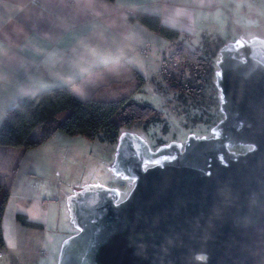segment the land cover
Listing matches in <instances>:
<instances>
[{"label":"water","instance_id":"obj_1","mask_svg":"<svg viewBox=\"0 0 264 264\" xmlns=\"http://www.w3.org/2000/svg\"><path fill=\"white\" fill-rule=\"evenodd\" d=\"M216 65L224 117L214 135L154 150L121 132L112 170L131 191L71 194L77 232L57 264H264V38L226 42Z\"/></svg>","mask_w":264,"mask_h":264},{"label":"crops","instance_id":"obj_2","mask_svg":"<svg viewBox=\"0 0 264 264\" xmlns=\"http://www.w3.org/2000/svg\"><path fill=\"white\" fill-rule=\"evenodd\" d=\"M248 3L0 0V125L12 105L53 85L69 83L73 92L84 99L100 86L119 85L136 74L143 76L151 66L155 67L154 74L160 73L157 67L159 63L160 69L163 66L164 45L168 47V43L179 39L165 38L141 21L131 20L136 12L157 15L164 25L191 34L194 39L213 30L230 13L247 12ZM157 59L162 62L157 63ZM2 149L9 150L0 146ZM0 168L2 173L8 169L4 165Z\"/></svg>","mask_w":264,"mask_h":264},{"label":"rangeland","instance_id":"obj_3","mask_svg":"<svg viewBox=\"0 0 264 264\" xmlns=\"http://www.w3.org/2000/svg\"><path fill=\"white\" fill-rule=\"evenodd\" d=\"M247 7V12L238 10L230 13L225 21L208 30L207 34H219L225 43L237 41V38H264V0L258 3H250L249 0ZM201 41L202 35L199 34L193 39L191 47L200 45ZM178 43L170 42L168 47L165 44L163 48L166 53L164 55L162 52V57L169 58ZM160 60L157 59V63ZM158 67L157 71H160L162 68ZM168 67L174 69L178 78L189 76V71L180 63L173 66L172 62H168ZM155 72L153 66L144 70L145 83L133 97L161 110V119L151 123L138 121L121 132L138 134L152 148L172 141L184 143L190 134L213 136L212 128L224 117L217 110V107L220 109V91L217 104L214 105L211 99L207 105H203L207 106L208 113L203 106L195 108L177 94L169 92L163 76ZM133 88L135 86L125 90L124 95ZM42 136L43 132L35 128L31 138L39 139ZM117 144L118 139L112 141L102 134L91 139L59 130L38 146L8 147L9 150L0 151V166L9 169L2 173L0 168V180L9 189L2 220L5 245L0 246V264H57L62 242L77 232L70 218L68 197L84 185L117 187L124 197L129 190L127 182L118 178L119 175L112 170ZM249 148L238 145L232 150L240 153ZM17 213L42 222L44 228L22 225L16 218Z\"/></svg>","mask_w":264,"mask_h":264},{"label":"trees","instance_id":"obj_4","mask_svg":"<svg viewBox=\"0 0 264 264\" xmlns=\"http://www.w3.org/2000/svg\"><path fill=\"white\" fill-rule=\"evenodd\" d=\"M130 19L141 21L165 38L179 39L171 56L164 58L160 71L169 92L177 94L195 108L207 105L211 99L214 105L217 104L219 90L214 81L216 61L220 48L225 44L219 34L204 32L201 44L191 47V34L164 25L161 17L157 15L139 11L131 15ZM168 62H172L173 66L177 63L184 65L189 76L178 78L174 69L168 67ZM144 83L145 78L136 74L130 81L118 82L119 85L111 83L100 86L84 99L73 92L69 83L53 85L40 92L28 94L7 110L0 125V146L35 147L59 130L72 136L84 135L91 139L102 134L115 141L124 128L135 122L151 123L161 119V110L149 102L133 97ZM116 86L120 88L116 89ZM133 86L135 88L124 95L125 90H130ZM203 109L207 110V106H203ZM217 110L220 112L219 107ZM207 112L209 113L208 110ZM35 128L43 132L39 139L31 138ZM8 199L9 189L0 180V246L5 245L2 220ZM16 218L26 227L44 228L42 222L31 220L24 213H17Z\"/></svg>","mask_w":264,"mask_h":264},{"label":"flooded vegetation","instance_id":"obj_5","mask_svg":"<svg viewBox=\"0 0 264 264\" xmlns=\"http://www.w3.org/2000/svg\"><path fill=\"white\" fill-rule=\"evenodd\" d=\"M158 147H159V146H157V147H155V148H153V149L156 150ZM117 177L120 178L122 181H126V182H127V187H128L129 190L125 193L124 197H122V199H124V198L129 194V192L131 191V187L129 188V185H130L131 183H133V180H131V179H124V178L122 177V175H119V176H117Z\"/></svg>","mask_w":264,"mask_h":264},{"label":"built area","instance_id":"obj_6","mask_svg":"<svg viewBox=\"0 0 264 264\" xmlns=\"http://www.w3.org/2000/svg\"><path fill=\"white\" fill-rule=\"evenodd\" d=\"M0 256H2V252L0 251Z\"/></svg>","mask_w":264,"mask_h":264},{"label":"snow or ice","instance_id":"obj_7","mask_svg":"<svg viewBox=\"0 0 264 264\" xmlns=\"http://www.w3.org/2000/svg\"><path fill=\"white\" fill-rule=\"evenodd\" d=\"M174 158V157H173Z\"/></svg>","mask_w":264,"mask_h":264}]
</instances>
